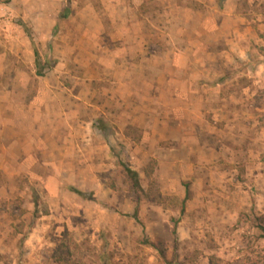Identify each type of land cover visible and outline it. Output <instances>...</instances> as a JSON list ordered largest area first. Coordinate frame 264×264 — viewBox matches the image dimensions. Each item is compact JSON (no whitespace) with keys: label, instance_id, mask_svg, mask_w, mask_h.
Instances as JSON below:
<instances>
[{"label":"rangeland","instance_id":"1","mask_svg":"<svg viewBox=\"0 0 264 264\" xmlns=\"http://www.w3.org/2000/svg\"><path fill=\"white\" fill-rule=\"evenodd\" d=\"M121 6L193 100L113 95ZM0 114V264H264V0H0Z\"/></svg>","mask_w":264,"mask_h":264},{"label":"crops","instance_id":"2","mask_svg":"<svg viewBox=\"0 0 264 264\" xmlns=\"http://www.w3.org/2000/svg\"><path fill=\"white\" fill-rule=\"evenodd\" d=\"M120 9V16L113 13L114 15L111 19L114 28L111 37L114 41L119 40L121 45L124 46L123 48L126 49V56L128 57L123 56L124 58H127L128 61H132L135 58L133 48L130 46H142V49L140 50L142 56L140 59L141 63L137 65L139 68H136V70L131 66H127L120 72L116 71L113 73V86L117 87V89H114L112 92L113 95L116 97L117 94L120 93V97L131 99L134 95H136L134 97H138L140 94H145L148 95V102H153L155 101L156 93L160 92L162 88H165V90L174 94H184L182 97L186 100L191 96L190 98L193 100L192 94L196 91V87H201L200 79L206 77L202 73L189 68L183 70L174 69L171 71L164 69L161 61L166 62L165 60L169 57L167 56V53H161L158 50H152L151 53L145 51L147 48L146 45H148L151 37L149 32L150 25L148 22L146 20L129 19L128 12H126L129 9L127 6H121ZM95 23L97 24V22ZM152 43L155 44L153 41ZM185 50L186 52L187 50H190L188 54L189 57H191L193 46L188 47ZM174 52L175 50H172V53ZM169 53L171 52L169 51ZM136 55L140 56L141 54L138 53ZM173 55L174 57H177L178 53H174ZM190 60L192 59L190 58ZM149 104L150 106H148V108L146 107L142 112L145 117L143 126L150 125L152 123L150 119L154 116L152 104ZM0 115L3 118V115ZM5 119L6 120L3 122L4 124L6 121H9V125L12 123L14 127L20 123L17 120L15 111L8 114ZM135 122L136 121H132V123Z\"/></svg>","mask_w":264,"mask_h":264},{"label":"trees","instance_id":"3","mask_svg":"<svg viewBox=\"0 0 264 264\" xmlns=\"http://www.w3.org/2000/svg\"><path fill=\"white\" fill-rule=\"evenodd\" d=\"M35 54H36V62H39V52L36 51ZM129 171H130L131 175L133 176V178H134L136 181H138V179H139L138 173L135 172V171H133V170H129ZM76 191H77L78 193H80V194L83 195V192H82L81 190L76 189ZM159 199H160V198H159ZM260 220H262V221L264 222V217L260 218ZM176 224H177V221H175V225H176ZM261 225H262V224H261ZM260 227H261V229L264 231V226H260ZM174 231H176V228L174 229ZM263 235H264V234H263ZM162 253L164 254V252H162Z\"/></svg>","mask_w":264,"mask_h":264}]
</instances>
